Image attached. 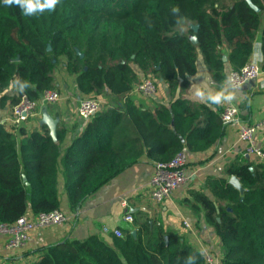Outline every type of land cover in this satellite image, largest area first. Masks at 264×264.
<instances>
[{"label":"trees","instance_id":"trees-1","mask_svg":"<svg viewBox=\"0 0 264 264\" xmlns=\"http://www.w3.org/2000/svg\"><path fill=\"white\" fill-rule=\"evenodd\" d=\"M252 3L259 12L247 0H58L53 11L30 17L18 6H0L1 108L16 106L22 94L37 101L57 90L59 65L76 76L81 95L117 99L87 122L64 153L73 209L143 154L168 163L181 152H205L220 142L227 126L220 114L176 93L188 88L198 49L218 80L225 78L227 62L239 70L250 61L264 0ZM193 24L199 25L196 45ZM262 35L264 55V27ZM223 44L230 49L226 62ZM139 73L162 79L175 100L154 109L134 105L129 95L141 82ZM14 79L28 86L10 94ZM17 131L21 140L0 123V224L6 225L29 210L37 215L60 208L56 184L65 131L57 130V142L46 125ZM226 174L240 181L244 193L211 178V196L193 191L185 202L214 227L221 264H264V163L242 156L226 166ZM133 224L135 236L122 230L112 244L96 235L66 240L44 248L33 264H186L189 255L204 264V254L146 214L136 215Z\"/></svg>","mask_w":264,"mask_h":264},{"label":"crops","instance_id":"crops-1","mask_svg":"<svg viewBox=\"0 0 264 264\" xmlns=\"http://www.w3.org/2000/svg\"><path fill=\"white\" fill-rule=\"evenodd\" d=\"M191 27V25H190ZM264 27V13L261 15V27L253 41L252 61L261 67L264 63L262 51V37ZM260 44L261 59L254 56L255 45ZM220 52L227 57L230 49L225 44L220 46ZM196 72L187 78L188 88L176 93V98L181 96L198 105H206L219 114L227 106L239 108L240 119L249 125H259L255 135L256 146L264 151V69L261 75L243 88L234 89L225 85L227 76L232 71L230 64H225V78L218 80L205 63L200 49L196 51ZM57 74V90L61 91L63 99L51 105H46L37 111L36 115L24 121L18 130L24 129L27 133L42 129V111L47 110L53 118H58L57 130H64V138L61 143V155L58 160L57 192L60 200L59 210L69 216V220L61 225H52L38 228L30 234V239L18 248H8L6 243L11 236L10 231L0 232V264H33L40 256L44 248L53 246L66 240L83 241L92 235H96L103 241L112 244L115 237V229L136 230L133 223L125 221V215L130 213L134 219L138 214H146L151 220L162 225L165 230H170L181 237L182 241L202 254L212 253L216 261L222 259V250L216 231L208 224L204 212L196 213L185 202L191 198V192L203 191L211 196L206 184L211 178H219L229 181L226 174V166L234 159L245 156L244 142L239 141L236 125H227L225 133L219 143L209 150L201 153L185 151L188 158L186 169V182L177 188L172 196L163 203H155L147 188L152 176L155 162L143 154L140 159L103 184L96 192L88 196L81 205L73 209L69 196L65 189L64 166L62 159L65 151L73 143L75 137L84 131L87 122L78 115L80 100L87 97L81 95L76 86V76L66 72ZM140 81L144 78L139 73ZM157 84V92L153 95H144L133 91L129 98L134 105L143 109H154L158 104L169 105L175 98L170 94L169 87L162 79L151 76ZM205 86L207 91L225 90L232 92L231 100H222L219 104H213L206 95L196 96L195 86ZM10 94L17 93L14 87L9 88ZM93 95V94H92ZM90 95V96H92ZM116 102L115 97L109 98ZM105 101V100H104ZM111 104L105 101L104 108H110ZM12 105L0 107V123L7 128L12 126L9 122ZM10 129V130H11ZM14 130V129H12ZM21 140L19 131H14ZM253 160V159H252ZM28 218H34L36 214L29 210ZM187 224V225H186ZM123 234V233H122Z\"/></svg>","mask_w":264,"mask_h":264},{"label":"built area","instance_id":"built-area-1","mask_svg":"<svg viewBox=\"0 0 264 264\" xmlns=\"http://www.w3.org/2000/svg\"><path fill=\"white\" fill-rule=\"evenodd\" d=\"M261 73V66L250 60L239 70L230 71L227 80L231 81L229 84L231 88L239 89L255 81ZM134 91L144 95H153L157 92V84L151 78H144L134 88ZM62 99L63 95L59 90H47L37 101H31L26 94H22L20 102L12 108L9 120L12 129H14L13 131H17L24 121L34 117L39 108L56 104ZM104 106L105 101L99 97H85L80 100L78 115L81 119L88 122ZM239 114V108L227 106L220 113V118L225 125L237 126L238 139L246 144L244 155L264 163V151L260 150L255 144V135L259 125L244 123L240 119ZM187 164L188 158L186 152L179 153L168 163H155L152 176L147 184L149 195L155 203H163L172 196L177 188L186 182ZM124 219L129 223H133L134 221V217L130 213L126 214ZM68 220L69 216L61 210L39 213L34 218H28L26 215H23L13 225L0 224V232L10 231L11 236L6 246L8 248H18L30 239V234L34 230L52 225H61ZM113 233L116 236H123L120 229H115ZM204 256V264H221L220 261H216V256L212 253H206Z\"/></svg>","mask_w":264,"mask_h":264},{"label":"clouds","instance_id":"clouds-1","mask_svg":"<svg viewBox=\"0 0 264 264\" xmlns=\"http://www.w3.org/2000/svg\"><path fill=\"white\" fill-rule=\"evenodd\" d=\"M58 0H0V6L7 9L13 6H18L21 10L22 14L26 17H30L33 15H37L39 13L44 12L47 10L51 12L54 10ZM254 56L256 59H261L260 55V44L257 43L254 48ZM231 83L230 80L225 82V85H229ZM26 81L16 80L14 79L10 84L9 87L13 88L16 87L18 90H23L27 87ZM194 94L196 96H203L206 95L207 99L211 101L213 104H219L222 100H231L232 99V92L225 91L223 89L218 91H207L205 86H195L194 87ZM196 257L193 255H189L186 260V264H194Z\"/></svg>","mask_w":264,"mask_h":264},{"label":"water","instance_id":"water-1","mask_svg":"<svg viewBox=\"0 0 264 264\" xmlns=\"http://www.w3.org/2000/svg\"><path fill=\"white\" fill-rule=\"evenodd\" d=\"M248 4L253 8L255 9L257 12H259V8L256 7L253 3H252V0H247ZM191 29L194 31V35H192V37L190 38L191 42L193 44H198V39H197V36H196V32L198 31L199 29V25L198 24H193L191 25ZM77 54L80 56V57H83L82 54H80L79 51H77ZM224 61L226 62L227 61V58L224 57L223 58ZM58 123H59V119L58 118H53L52 116H50L47 112V110H43L42 111V119H41V125H46L49 129V134L51 136V138L53 139L54 142H57L58 141V137H57V126H58ZM229 183L234 186L237 190H239L240 193H244L245 189L243 188V186L241 185L240 181L235 177V176H232L229 180ZM218 221H219V218H218ZM132 235L135 236L136 235V231H132ZM165 241L167 242L168 241V238L165 237Z\"/></svg>","mask_w":264,"mask_h":264},{"label":"rangeland","instance_id":"rangeland-1","mask_svg":"<svg viewBox=\"0 0 264 264\" xmlns=\"http://www.w3.org/2000/svg\"><path fill=\"white\" fill-rule=\"evenodd\" d=\"M56 71H57V74L62 73V72H63L62 65H59V66L57 67ZM147 78H151V79L153 80V78H152L151 76H148ZM60 92H61V91H60ZM99 98H101V99L107 101L109 104H111V100L108 99L105 95L100 96Z\"/></svg>","mask_w":264,"mask_h":264}]
</instances>
